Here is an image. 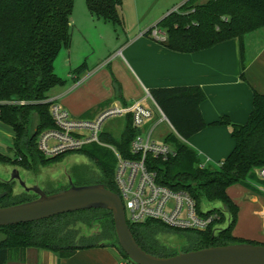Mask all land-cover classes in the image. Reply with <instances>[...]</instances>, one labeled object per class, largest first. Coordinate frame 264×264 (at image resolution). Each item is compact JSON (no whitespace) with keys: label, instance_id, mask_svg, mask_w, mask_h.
<instances>
[{"label":"trees","instance_id":"16d2710c","mask_svg":"<svg viewBox=\"0 0 264 264\" xmlns=\"http://www.w3.org/2000/svg\"><path fill=\"white\" fill-rule=\"evenodd\" d=\"M73 4L74 0H0V121L14 132L10 148L14 156L0 152L1 164L13 162L32 169L64 155L45 157L38 149L37 140L43 131L54 126L49 113L51 102L46 94L52 87L65 83L55 73L54 63L60 51L71 45ZM85 4L93 18L124 28L122 0H85ZM156 26L166 34V39L160 41L166 48L196 52L232 38L241 41L249 33L264 30V0H185ZM86 69V63L82 62L73 69L72 75H80ZM149 93L171 125V132L163 141L173 148L174 155L166 159L149 156L148 167L155 171L158 183L188 193L199 211L203 204L210 205L205 214L216 212L220 218L201 231L174 229L157 220L129 224L138 245L157 256L176 254L163 252L157 239V234L171 232L188 243L182 251L233 243L259 244L233 235L238 206L228 195L227 188L239 184L258 191L254 182L264 184L257 176V170L264 168V94L253 92L252 110L244 124H231L226 116L217 121L231 124L235 145L215 167L202 165L197 152L185 143L206 125L199 107L206 97L203 89L199 85L155 87ZM31 118H36V122L29 132ZM135 134L131 117L127 115L119 137L102 133L101 138L128 156L129 143ZM91 145L78 152L101 170L100 178L92 184H103L118 194L110 156L100 146ZM10 184L0 179V188L8 191L0 199V207L36 197L33 193L28 197L29 193L23 191L25 198L1 203L10 194ZM96 211L101 215L95 219L81 216ZM93 219L101 228L94 236L70 230L79 220L89 225ZM224 223L225 227L216 229ZM0 235V264L27 248L48 249L68 257L79 249L94 246L114 248L120 258L131 261L118 243L112 213L107 209H84L0 226ZM112 238L114 241L110 242Z\"/></svg>","mask_w":264,"mask_h":264},{"label":"crops","instance_id":"0c3cea01","mask_svg":"<svg viewBox=\"0 0 264 264\" xmlns=\"http://www.w3.org/2000/svg\"><path fill=\"white\" fill-rule=\"evenodd\" d=\"M184 1L155 0L151 9L156 8V13L151 10L141 15L136 13L135 23L125 21L124 41L110 61L87 66L77 76H73L72 71L81 59L73 56L75 42L72 37L70 47L63 48L55 60L57 66H65L70 79L52 87L46 95L47 100L59 103L73 117L92 119L110 106L130 105L142 100L151 88L199 85L206 96L199 106L206 125L185 143L197 152L202 165L216 167L234 148L231 124L247 121L254 91L264 94V30L249 33L241 41L232 38L196 52L170 50L150 37L148 30ZM166 2L176 5L171 8L169 4L165 5ZM83 21L82 35L86 41L94 36L91 26L94 23L96 28L93 29L103 33L102 46L109 50L118 48V40L113 38L107 22L93 18L89 12ZM96 44L101 47L98 42ZM224 116L231 124L217 122ZM126 117H116L122 122L118 137ZM114 123L109 127L113 128ZM103 133L113 136L110 129ZM13 139L12 128L0 121L1 153L7 154L2 150L11 148ZM254 185L258 191L239 185L243 190H229L228 187L227 193L239 206L238 222L247 224L245 231L235 236L264 244V184L254 182ZM236 192L240 201L233 197ZM120 260L116 250L106 246L79 249L68 257L48 249L27 248L5 264H120Z\"/></svg>","mask_w":264,"mask_h":264},{"label":"built area","instance_id":"2783aa9c","mask_svg":"<svg viewBox=\"0 0 264 264\" xmlns=\"http://www.w3.org/2000/svg\"><path fill=\"white\" fill-rule=\"evenodd\" d=\"M149 35L157 41L166 39L165 32L156 25L150 28ZM147 99L151 100L153 106L147 103ZM50 102L49 113L54 126L43 131L37 140L38 149L47 158L80 151L91 144L112 145L101 138L105 120L130 115L136 134L129 143L128 156H124L113 145L116 155L114 182L128 225L157 220L174 229L201 231L208 229L220 218L216 212L205 214L203 209L199 211L188 193L158 183L155 171L148 167L149 156L166 159L174 155L169 144L157 142L152 137L159 122H167L170 128L171 125L149 91L140 101L130 105L110 106L92 119L73 117L59 103ZM155 112L159 117L158 122L151 127ZM257 176L264 180V168L257 170ZM120 264L135 263L121 258Z\"/></svg>","mask_w":264,"mask_h":264},{"label":"rangeland","instance_id":"374dc122","mask_svg":"<svg viewBox=\"0 0 264 264\" xmlns=\"http://www.w3.org/2000/svg\"><path fill=\"white\" fill-rule=\"evenodd\" d=\"M154 1L155 0H122L121 13L124 16L125 21L129 23L130 22L135 23L136 13L141 15L150 10L151 12L156 13L155 12L156 8L151 9ZM167 4L169 3L166 2L165 5ZM169 5H170L169 7L172 8L176 4H174V2L173 4L170 2ZM88 12L89 11L86 7L85 0H74L73 10L70 15L71 34L75 42L72 47L73 48L72 50H73V56L74 57L78 56L79 59H81L80 62L75 65H79L82 62H85L88 67L94 66L96 64H100V65L103 63L107 64V62L110 61L111 56L115 54L117 50L121 49L119 46H121L125 38L123 29H121L120 27H115L111 25L110 23H106L108 26L107 28H110V30L113 31L112 33L113 38H116L118 40V42H116L118 43L117 44L118 48L117 49L115 48V50L113 48L109 50L108 48H105L102 46L101 39L103 37L101 35L103 33L101 30L98 31V29H93V28H96L95 27L96 24L93 25L94 23L93 24L91 23L92 30L94 31V36L88 38L86 41V39H84L82 35V33L84 32V27H85L83 17H85ZM97 42L99 45H101V47L97 46L96 44ZM88 43H92V44L89 45V47H86ZM102 54L104 56L102 60L99 61L98 59H100V56ZM57 65H58V61H56L54 64L55 73L61 78H63L64 80L70 79V78H67V75H66L67 72H65V66H63V64L62 66L61 65L57 66ZM145 95L146 93H144V96ZM147 103L153 106L151 100L147 99ZM155 114H156L155 119L150 123L151 127L154 126L158 122V118H159L158 114L156 112ZM35 122H36V118H31L29 132L33 130ZM112 122L113 123L115 122V123L113 124V128H110L109 125ZM121 125H122V122L121 120H119V118L109 117L108 119L105 120L102 129L103 130L110 129L112 135L115 137H118L121 131ZM170 132H171V128L168 125V123L165 121H162L156 125L152 137L157 142H161L164 140V137ZM91 146L92 145H89V146L87 145L86 148H90ZM100 147L107 152V154L110 156L113 162L112 176L114 178L116 155L113 149H115V147L113 145L100 146ZM2 152H5L12 157L14 156V150L11 151L10 148H3ZM107 154L105 155L107 156ZM13 170H17V172L19 173V176L23 180H25L27 184H37L44 191H48L50 193L62 191L68 188L71 184L72 185L92 184V181L97 180L101 176V170L98 168V166H96L95 163L91 159H89L85 154H83L82 152H78V151L68 152L58 159L52 160L45 165L35 166L32 169H26L24 167L18 166L17 164H13V162L11 164H1L0 163V179L9 180ZM3 189L4 188L1 187L0 192ZM232 189H236L238 191L239 189L243 190V188L237 184L231 185L229 190H232ZM9 190H10V194L6 198H4L1 201V203H12V202L18 201L26 197L24 195L22 187L16 181L10 184ZM27 196L31 197L32 194L29 193L27 194ZM233 197H235L237 201H240L241 197L239 196L237 192L233 194ZM201 208L204 211H206L207 209L210 208V205L203 204ZM100 215H101L100 212L96 211V212L86 213V215L83 214L81 216L82 217L92 216L95 219V216L100 217ZM238 215H239V206H238L237 221L233 227V234L237 236L242 231H245L246 226H247V224L244 223L243 221L238 222ZM94 219L91 220V223L89 225L84 224L82 220L81 221L79 220L76 222V224L71 225L73 227H71L70 230H73V232L76 231L77 233L81 232L84 235L94 236L96 232L101 229L100 227L96 225V221ZM225 226H226V223L222 225V227H225ZM1 237L2 236L0 235V238ZM157 239L159 240V244L161 245L163 252H171V253L182 252V250L188 244L183 238L179 236V234L174 233V232L159 233L157 234ZM113 241H114V238L110 239V242H113Z\"/></svg>","mask_w":264,"mask_h":264},{"label":"water","instance_id":"95a60500","mask_svg":"<svg viewBox=\"0 0 264 264\" xmlns=\"http://www.w3.org/2000/svg\"><path fill=\"white\" fill-rule=\"evenodd\" d=\"M12 179H16L23 191L33 193L36 197L0 207V226L42 220L84 209H107L112 213L120 247L135 264H264V245L248 242L209 246L168 256L150 254L134 239L118 194L107 189L103 184H71L62 191L48 194L37 184H27L17 170L11 173L9 180ZM3 181L7 182V180ZM7 193V190L0 192V199Z\"/></svg>","mask_w":264,"mask_h":264},{"label":"flooded vegetation","instance_id":"af4514ba","mask_svg":"<svg viewBox=\"0 0 264 264\" xmlns=\"http://www.w3.org/2000/svg\"><path fill=\"white\" fill-rule=\"evenodd\" d=\"M7 180V179H6ZM16 181V179H12V180H7V182H9V183H12V182H15ZM17 182V181H16ZM27 193H29V192H27Z\"/></svg>","mask_w":264,"mask_h":264}]
</instances>
